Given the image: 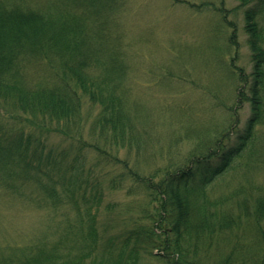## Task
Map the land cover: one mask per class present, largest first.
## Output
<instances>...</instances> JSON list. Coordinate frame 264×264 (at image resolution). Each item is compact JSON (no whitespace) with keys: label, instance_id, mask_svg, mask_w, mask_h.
<instances>
[{"label":"trees","instance_id":"trees-1","mask_svg":"<svg viewBox=\"0 0 264 264\" xmlns=\"http://www.w3.org/2000/svg\"><path fill=\"white\" fill-rule=\"evenodd\" d=\"M119 1L0 0V177L3 186L24 197L29 184L38 186L52 205L77 203L76 197L99 203L102 179L94 168L121 164L111 187L131 182L132 194L145 197L142 216L130 220L134 225L125 239L109 240L100 250L102 258L96 255L101 245L92 224L95 217H88L96 212L91 206L78 225L68 226L77 232L73 237L67 233L63 243L79 238L82 250L72 263L70 253L34 246L24 248V254H1L0 264H84L90 257L93 264H135L145 245L159 248L154 258L163 264H264V193L251 202L207 194L264 123V0H238L246 7L252 82L240 70L238 100L227 112L233 117L246 101L251 104L244 132L237 136L232 131L236 121L230 122L221 141L232 135L236 141L194 155L188 166L167 168L162 175L161 170L143 174L119 158L126 147L130 153L137 150L138 158L148 149L146 133L138 130L139 111L132 113L128 100L126 52L109 29ZM187 3L199 11L210 6ZM229 70L236 75L234 64ZM88 102L100 109L85 139L88 119L83 108ZM60 135L67 144H52V137ZM90 149L97 154L92 166L86 158ZM94 190L98 193L89 196ZM225 230L236 241L229 248L215 247V236L227 234ZM240 236L248 237L244 242Z\"/></svg>","mask_w":264,"mask_h":264},{"label":"rangeland","instance_id":"rangeland-1","mask_svg":"<svg viewBox=\"0 0 264 264\" xmlns=\"http://www.w3.org/2000/svg\"><path fill=\"white\" fill-rule=\"evenodd\" d=\"M187 2L210 6L205 9L203 5L205 10L199 11ZM245 10L238 0H120L116 4L109 29L119 36L120 49L126 52L128 100L132 113L139 111L138 130L146 133L148 143V149L139 153H143L140 159L137 150L131 153L127 147L121 150L119 158L128 160L131 168L148 175L161 170L162 175L167 168L188 166L194 155L236 141L235 135L221 141L222 131L228 130L230 122L236 121L232 131L237 136L244 132L252 115L251 104L246 101L233 112V117L227 107L237 103L240 70L252 82ZM232 33L235 37L229 43ZM230 63L235 65L236 75L230 73ZM245 93L248 94L247 88ZM99 109L89 102L84 106L88 123L83 138H89L87 130ZM62 137L53 136L51 143L66 145ZM95 155V150L86 151L88 165L95 164ZM120 167L121 164L116 168L111 165L94 168L102 179L103 198L99 203L94 198L84 202L76 197L77 203L52 205L46 203L45 192L38 186L29 184L25 188L28 196L24 197L3 186L0 177V256L14 254L13 251L24 254V248L34 246L56 247L62 255L70 253L72 263L82 255L80 240L72 239L68 244L63 241L67 233L75 235L77 228H68L78 225L84 209L91 206L96 212L88 217H95L92 224L101 245L99 251L109 240L125 239L127 235H123L134 225L130 220L142 216L140 209L145 197L141 193L132 194L133 184L129 181L111 187ZM94 193L98 191H91L89 196ZM263 193L264 123L232 167L207 188L211 199H230L233 195L234 199L247 198L251 202ZM224 233L227 234L215 236V247L229 248L236 241L234 233L226 230ZM247 237L240 239L245 242ZM146 247L140 250V264H163L153 257L154 249L153 258L142 256ZM99 251L96 255L102 258L104 253ZM92 260L90 257L84 264H93Z\"/></svg>","mask_w":264,"mask_h":264},{"label":"flooded vegetation","instance_id":"flooded-vegetation-1","mask_svg":"<svg viewBox=\"0 0 264 264\" xmlns=\"http://www.w3.org/2000/svg\"><path fill=\"white\" fill-rule=\"evenodd\" d=\"M154 249L155 250V255H158V253H157V251L159 252V248H157L156 246H148V247H146V249ZM146 249L144 250V252H143V254H142V256H144V257H148V258H153L154 256L153 255H151L149 252H147L146 251ZM151 251V250H150ZM160 254V253H159ZM153 256V257H152ZM158 260V259H157ZM140 262L141 261H137L135 264H140Z\"/></svg>","mask_w":264,"mask_h":264}]
</instances>
